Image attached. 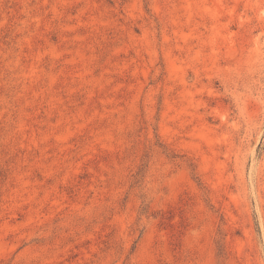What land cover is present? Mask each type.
Instances as JSON below:
<instances>
[{"label": "rangeland", "instance_id": "374dc122", "mask_svg": "<svg viewBox=\"0 0 264 264\" xmlns=\"http://www.w3.org/2000/svg\"><path fill=\"white\" fill-rule=\"evenodd\" d=\"M0 264H264V0H0Z\"/></svg>", "mask_w": 264, "mask_h": 264}]
</instances>
